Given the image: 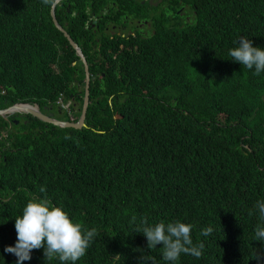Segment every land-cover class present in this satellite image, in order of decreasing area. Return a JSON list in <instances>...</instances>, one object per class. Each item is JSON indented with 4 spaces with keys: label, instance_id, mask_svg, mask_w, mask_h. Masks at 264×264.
<instances>
[{
    "label": "trees",
    "instance_id": "trees-1",
    "mask_svg": "<svg viewBox=\"0 0 264 264\" xmlns=\"http://www.w3.org/2000/svg\"><path fill=\"white\" fill-rule=\"evenodd\" d=\"M107 1L54 7L92 77L85 125L36 129L28 121L4 135L0 117V264H16L4 248L15 245V217L33 198H47L74 222L97 229L76 264H141V257L144 264H169L162 245L148 249L135 231L142 219L193 225L203 255L181 254L176 264H264V243L254 239L264 226L255 207L264 200V72L229 56L241 35L264 49V0H196L182 28L154 18L155 31L145 37L102 35L91 44L86 18L101 20ZM51 5L0 0V91L9 105H56L63 95L77 104L76 119L84 69L55 27ZM207 227L212 233L202 236ZM23 264L60 261L38 249Z\"/></svg>",
    "mask_w": 264,
    "mask_h": 264
},
{
    "label": "clouds",
    "instance_id": "clouds-1",
    "mask_svg": "<svg viewBox=\"0 0 264 264\" xmlns=\"http://www.w3.org/2000/svg\"><path fill=\"white\" fill-rule=\"evenodd\" d=\"M62 1L43 0L45 4L52 5H56V3L61 4ZM90 27L93 28L91 31H97L95 26L91 25ZM89 39L91 44L99 43V37L97 36L89 34ZM72 40L81 49L76 40L73 38ZM237 43V47L229 50L231 59L249 70L254 69L257 75L264 72V49L254 47L252 40L243 35L240 36ZM79 61L83 66L80 58ZM64 99L63 95H60L57 104L68 112L70 117L66 120L70 118L75 120L73 113L69 110L72 100L68 99L64 101ZM16 103L31 105L37 108L31 102ZM45 191L44 187L40 188V192L43 193ZM255 207L258 209L261 220L264 221V200L257 201ZM141 223L144 225L143 228L135 231L142 233L146 237L148 249H154L157 245H162L163 260L169 262V264H176L181 254H189L197 259L202 257L204 245L203 243H193L191 236L192 224L176 221L167 224L159 222L155 225H148L145 219H142ZM14 227L17 234L16 243L14 246L5 247L4 252L13 254L17 258L16 264H23L24 261H29L32 251L38 249H43L45 259H58L60 264H69V262L70 264H76L86 254L87 249L98 236L96 228L89 230L84 228L82 224L74 222L62 207L52 204L47 198H33L29 200L23 208L22 215L15 217ZM212 231L211 227H207L201 229L200 234L202 236H209ZM254 239L255 241L264 243V226H257L255 228ZM145 261L141 257V264H144Z\"/></svg>",
    "mask_w": 264,
    "mask_h": 264
},
{
    "label": "flooded vegetation",
    "instance_id": "flooded-vegetation-1",
    "mask_svg": "<svg viewBox=\"0 0 264 264\" xmlns=\"http://www.w3.org/2000/svg\"><path fill=\"white\" fill-rule=\"evenodd\" d=\"M195 4L196 0H178L177 2L175 0H108L101 9L104 17L100 20L90 14L88 19L86 18V26H95L97 30L100 28L99 32H102L105 36H115V39L120 37L127 39L137 36L145 37L155 31L151 23L154 18H170V27L172 29L184 27L193 19ZM130 8L132 9L131 12ZM125 9H128V13L123 16L122 20L117 21L115 15ZM120 47L122 48L123 45L120 44ZM126 48L129 49V46ZM130 49H132L131 45ZM4 95L5 91H0V109L9 107L7 99H3ZM31 104L36 105L38 110L44 114L51 113L52 117L56 119L66 120L61 119L60 116L65 112L67 113V111L60 108L58 104L40 105L34 101ZM71 105L72 110H75L76 103ZM0 117L6 121L4 135L13 129L14 125L19 127L20 123L25 124L28 121L36 129L49 127L48 124H37L35 119L38 118L30 114L4 113V115L0 114ZM38 120L41 121L40 119Z\"/></svg>",
    "mask_w": 264,
    "mask_h": 264
},
{
    "label": "water",
    "instance_id": "water-1",
    "mask_svg": "<svg viewBox=\"0 0 264 264\" xmlns=\"http://www.w3.org/2000/svg\"><path fill=\"white\" fill-rule=\"evenodd\" d=\"M61 0H58V2ZM57 4V3H56ZM54 6H51V17L53 20V23L55 27L60 30L63 35L67 38L69 44L71 47L75 50L76 54L79 56L80 60L83 63L84 66V94H83V102L80 109L79 116L73 120H60L52 117V114H44L40 112L36 107L31 105H21L18 103H15L5 109H0V114L4 115V113H15V114H30L32 116H35L36 118L40 119L41 121L45 123H49L54 125L55 127H61V128H74V129H80L85 125V116H86V110L89 104V84H90V73L88 70V64L85 60V56L81 52V49L78 47V45L72 40L70 35L67 33V31L57 22L55 16H54ZM6 117V116H5Z\"/></svg>",
    "mask_w": 264,
    "mask_h": 264
},
{
    "label": "rangeland",
    "instance_id": "rangeland-1",
    "mask_svg": "<svg viewBox=\"0 0 264 264\" xmlns=\"http://www.w3.org/2000/svg\"><path fill=\"white\" fill-rule=\"evenodd\" d=\"M87 19H88V16H87ZM87 21H88V20H87ZM88 34H90V35H94V36H97V37H100V36H102V35L105 36L102 32H99L98 30L95 31V32H94V31H89ZM108 37H109V38H112V37H110V36H108ZM63 110H65V109H63ZM76 110H77V105H76L75 111H76ZM72 113H73V117L75 118V116H74V113H75V112H72ZM66 114L68 115V113L65 112L63 115L60 116V118H61V119H66V117H65ZM69 117H70V116L68 115V118H69ZM68 118H67V119H68Z\"/></svg>",
    "mask_w": 264,
    "mask_h": 264
},
{
    "label": "bare ground",
    "instance_id": "bare-ground-1",
    "mask_svg": "<svg viewBox=\"0 0 264 264\" xmlns=\"http://www.w3.org/2000/svg\"><path fill=\"white\" fill-rule=\"evenodd\" d=\"M79 90V89H78ZM10 141V140H9Z\"/></svg>",
    "mask_w": 264,
    "mask_h": 264
}]
</instances>
